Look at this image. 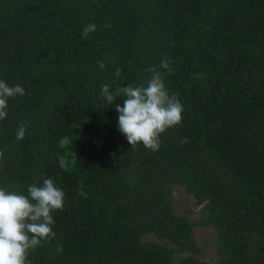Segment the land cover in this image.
Listing matches in <instances>:
<instances>
[{"label": "trees", "instance_id": "16d2710c", "mask_svg": "<svg viewBox=\"0 0 264 264\" xmlns=\"http://www.w3.org/2000/svg\"><path fill=\"white\" fill-rule=\"evenodd\" d=\"M150 67L184 107L157 152L132 148L116 111ZM0 80L25 89L0 121V187L47 177L66 196L32 264H213L195 224L218 264H264V0H0ZM176 184L197 220L174 211Z\"/></svg>", "mask_w": 264, "mask_h": 264}, {"label": "clouds", "instance_id": "9594fccd", "mask_svg": "<svg viewBox=\"0 0 264 264\" xmlns=\"http://www.w3.org/2000/svg\"><path fill=\"white\" fill-rule=\"evenodd\" d=\"M96 31L95 24L85 26L83 38ZM170 58L165 57L160 68L169 74L175 70L170 67ZM104 68L103 62H98ZM152 75L141 85H128L120 92L127 98L123 106L116 105L118 112V130L126 137L132 148L139 144L153 152L161 147V135L169 129L181 126L184 107L176 94H170L163 75L155 67L146 69ZM25 95V89L19 84L9 86L0 80V121L8 115V101ZM102 95L109 105L117 95L110 86H102ZM27 125L17 129L16 139L25 138ZM186 142V141H185ZM4 152L0 151V162ZM66 196L51 178L44 177L42 186L30 184L27 195L0 187V264H32L29 255L44 241L55 239L53 213L63 211Z\"/></svg>", "mask_w": 264, "mask_h": 264}, {"label": "rangeland", "instance_id": "374dc122", "mask_svg": "<svg viewBox=\"0 0 264 264\" xmlns=\"http://www.w3.org/2000/svg\"><path fill=\"white\" fill-rule=\"evenodd\" d=\"M172 201L176 213L186 214L193 221L199 218L201 205L195 203L192 195L185 193L180 185H174ZM193 233L195 241L200 248L197 256L209 260L213 264H218L215 249L216 234L213 228L209 225L195 224ZM148 237L153 238L152 235Z\"/></svg>", "mask_w": 264, "mask_h": 264}]
</instances>
